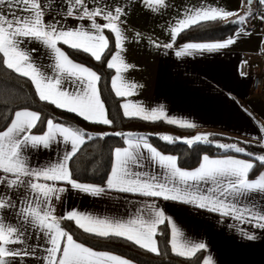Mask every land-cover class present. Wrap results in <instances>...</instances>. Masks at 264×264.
Here are the masks:
<instances>
[{
  "label": "snow or ice",
  "instance_id": "obj_1",
  "mask_svg": "<svg viewBox=\"0 0 264 264\" xmlns=\"http://www.w3.org/2000/svg\"><path fill=\"white\" fill-rule=\"evenodd\" d=\"M257 2L264 6V0ZM136 3L154 13L168 6L166 0H0V64L30 80L41 101L75 113L91 123L111 125L113 121L108 118L98 88L100 75L92 68L74 62L61 45L89 53L96 61H101L102 55L111 52L105 30L114 34L116 51L107 61V68L116 71L111 85L118 97L131 95V90L137 85L127 82L122 72L135 65L126 63L122 53L126 52L125 41L128 39L125 34L126 17ZM241 3L246 9L243 15L211 6L187 11L184 18L178 19L170 29L172 40L175 41L183 31L202 22L229 21L235 16L236 19L230 22L243 25L253 15V0H247L246 5L244 0ZM259 18L264 22V13ZM69 19L77 23L69 25ZM242 34H247L243 27L236 35ZM139 35L136 33L137 37ZM235 42V38L229 37L222 42L187 43L176 52V56L214 52L226 49ZM30 43H36L48 51L42 52L40 47H27ZM164 47L171 48L173 45L169 43ZM42 56H49L52 62L44 65ZM241 74L246 75L244 72ZM122 107L126 117H140L146 121L166 119L170 124L196 127L189 121L168 118L162 105L150 111L129 103H124ZM42 122L40 112L24 108L16 110L10 122L0 130V264H27L30 258L35 259L37 264H132L129 259L107 251H96L78 242L73 234L62 227L64 220L74 221L85 233L106 239L124 238L157 255H160L156 239L158 226L167 221L171 225L170 243L174 254L193 259L208 247L204 242L179 239L183 233L155 203L145 205L146 215L138 211L137 215L127 220L101 218L76 210L57 216L53 200L60 201L68 189L58 187L56 182H66L71 189L94 197L114 190L193 204L264 230V207L257 208L255 204L240 206L230 199L264 194V171L250 178L257 164L264 167V154L255 156L253 160L203 155L198 167L185 170L178 166L177 156L162 154L146 137L117 132L116 136L125 137L127 147L114 149L110 174L104 186H100L78 182L69 167V161L85 144V138L91 140L93 136L83 129L65 126L53 119L46 120V131L34 134L32 130ZM58 136L62 137L63 142H70V151H65L62 159L56 163L31 167L24 155L25 149L41 146L47 149ZM162 139L173 141L169 135H164ZM184 142L192 146L212 141L209 134H197L184 138ZM217 147L232 149L236 153L245 152V148L237 144L219 143ZM141 149L147 150L150 158L166 170L163 178L135 170L142 167L144 153ZM247 155L253 156L251 152ZM207 181L214 185L206 189L210 194L190 191L199 182ZM240 234L249 240L257 238L244 229H240ZM195 264H215V261L208 255L197 258Z\"/></svg>",
  "mask_w": 264,
  "mask_h": 264
},
{
  "label": "crops",
  "instance_id": "obj_2",
  "mask_svg": "<svg viewBox=\"0 0 264 264\" xmlns=\"http://www.w3.org/2000/svg\"><path fill=\"white\" fill-rule=\"evenodd\" d=\"M166 4L167 7L154 13L136 3L126 17L125 34L128 39L125 41L126 52L122 55H124L126 63L135 65V67L122 72V75L127 82L135 83L137 87L131 90V95L119 97L121 106L124 103H129L130 105L143 106L150 111L152 108L162 105L168 118L189 121L196 125L192 128L194 130L192 137L197 134H209V140L212 141L211 137L216 134L229 136L256 146L252 149L257 150L249 151L237 144V146L245 148L244 153L251 152L254 156H257L258 153L264 154V91L261 94L253 91L254 75L264 74L262 52L264 22H261L258 17L259 11L264 6H260L258 2L254 7L251 6L253 15L241 25L247 34L237 37L236 34L240 27L232 35L223 39L186 41L178 44L180 35L173 41L170 29L175 26L178 19L184 18L187 11L211 6L239 12L243 15L246 9L242 6L241 0H166ZM244 4H247V0H244ZM229 19H236V17L233 16ZM76 23L75 20L69 19L68 21L69 25ZM136 33L140 34L139 37L136 36ZM104 34L109 37L111 33L105 30ZM112 35L114 36V34ZM229 37L235 38L236 42L226 49L214 52H194L191 56H176V52L184 44L222 42ZM169 43L173 47H164ZM27 47H40L42 52L48 51L36 43H30ZM61 47L68 54L66 51L68 46L61 45ZM69 57L74 62L80 63L70 55ZM245 61L246 63H244ZM41 62L48 65L52 61L49 56H42ZM80 64L90 67L83 63ZM45 70L51 74L50 70L47 68ZM113 72V76H115V69ZM242 72L246 75H242ZM117 83L119 85L120 82ZM113 91L115 93L114 89ZM130 110L135 109L130 108ZM161 120L167 122L166 119ZM173 125L182 127L180 124ZM33 133L41 134L34 131ZM148 142L156 147L150 141ZM122 147H127V144L125 143ZM156 148L162 154L175 155ZM70 149V142L65 143L62 137L58 136L56 142L52 143L49 148L29 147L25 149L24 155L31 167L39 168L60 161L64 152L70 151ZM141 151L144 153V158L141 161L142 167H136L135 170L159 175L163 178L166 170L150 158L147 150L141 149ZM209 156L211 158L232 156L253 160L233 153ZM177 163L185 170H193L199 166L198 164L192 168H185L180 165L178 159ZM260 171H264V167ZM256 175L252 176L251 174L250 178H255ZM56 183L58 187L64 186L68 189L65 194H62L60 201L53 200L57 216H63L67 211L76 210L101 218L127 220L137 215L138 211L146 215L145 205L155 203L164 210L167 217H171V220L183 233L179 239L187 238L207 244V249L199 253L202 257L210 255L215 264H264V230L254 228L250 224L241 223L232 217H223L220 213L210 212L207 209H200L193 204L166 201L159 197H143L139 194L121 193L114 190L109 191L106 195L94 197L71 189L66 182ZM104 184L100 186H104ZM211 187H214L211 181L199 182L198 186L190 191L210 194L206 192V189ZM230 199L240 206L255 204L257 208L264 207V194L260 193ZM71 222L74 223V221ZM164 226L169 231V243L171 241V225L166 221L165 224L158 226L156 239L159 248V234ZM240 229L255 234L257 238L247 239L240 234ZM131 261L132 264H138L134 260ZM27 264H37V261L30 258Z\"/></svg>",
  "mask_w": 264,
  "mask_h": 264
},
{
  "label": "trees",
  "instance_id": "obj_3",
  "mask_svg": "<svg viewBox=\"0 0 264 264\" xmlns=\"http://www.w3.org/2000/svg\"><path fill=\"white\" fill-rule=\"evenodd\" d=\"M232 20L235 19L202 22L183 31L177 43L223 39L241 27V24L230 22ZM109 37L111 52L104 54L101 61H96L89 53L76 51L70 47L66 51L75 61L90 66L100 75L99 89L106 105L108 117L113 121L111 125L88 122L75 113L59 109L49 102L41 101L30 80L0 64V129L5 128L16 110L27 108L38 111L42 115L44 122L39 123L34 128L33 131L36 133H42L46 130L47 119L85 130L86 133L93 136V139L85 138V144L70 162V169L73 171V178L77 179L78 182L96 185L104 184L106 181L113 163L114 149L125 145V137L116 136L115 133L117 132L146 137L148 141L161 150L177 155L180 165L185 168L197 166L204 154L216 156L233 153L254 159V155L249 157L247 153H236L232 149L217 147L219 143L239 144L249 151H253L251 149L256 147L240 139L216 134L211 137V143L200 142L189 146L183 139L192 137L194 134L192 128L178 127L162 120L146 121L141 118L124 116L121 98L114 93L111 85L113 69L107 68V61L115 51L114 36L110 34ZM105 133L107 135H104ZM164 135L173 137V141L163 140ZM261 168L262 166L257 164L252 176L256 175ZM62 227L73 234L77 241L93 249L110 251L134 260L138 264H195L197 258H202L201 254L193 259L182 258L174 254L170 249V236L166 226L161 229L159 234L160 255L150 253L124 238L106 239L85 233L71 221H62Z\"/></svg>",
  "mask_w": 264,
  "mask_h": 264
},
{
  "label": "built area",
  "instance_id": "obj_4",
  "mask_svg": "<svg viewBox=\"0 0 264 264\" xmlns=\"http://www.w3.org/2000/svg\"><path fill=\"white\" fill-rule=\"evenodd\" d=\"M261 13H264V9H262L258 13V17H260ZM262 52L264 55V35H263V40H262ZM253 91L258 94H261L264 91V74L263 73H258L254 75Z\"/></svg>",
  "mask_w": 264,
  "mask_h": 264
},
{
  "label": "rangeland",
  "instance_id": "obj_5",
  "mask_svg": "<svg viewBox=\"0 0 264 264\" xmlns=\"http://www.w3.org/2000/svg\"><path fill=\"white\" fill-rule=\"evenodd\" d=\"M256 3H257V0H255V2L252 4V6L254 7L256 5ZM252 150H257V149H252ZM257 155H261V154L258 153Z\"/></svg>",
  "mask_w": 264,
  "mask_h": 264
},
{
  "label": "water",
  "instance_id": "obj_6",
  "mask_svg": "<svg viewBox=\"0 0 264 264\" xmlns=\"http://www.w3.org/2000/svg\"><path fill=\"white\" fill-rule=\"evenodd\" d=\"M254 1V0H253Z\"/></svg>",
  "mask_w": 264,
  "mask_h": 264
}]
</instances>
